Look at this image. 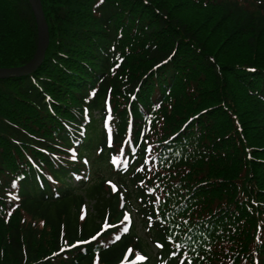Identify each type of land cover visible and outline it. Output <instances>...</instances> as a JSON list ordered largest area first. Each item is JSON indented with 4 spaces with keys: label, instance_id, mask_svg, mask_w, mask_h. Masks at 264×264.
Wrapping results in <instances>:
<instances>
[{
    "label": "trees",
    "instance_id": "1",
    "mask_svg": "<svg viewBox=\"0 0 264 264\" xmlns=\"http://www.w3.org/2000/svg\"><path fill=\"white\" fill-rule=\"evenodd\" d=\"M42 4L44 61L0 80V264H122L129 247L140 264H264V0ZM36 47L29 1L0 0V67Z\"/></svg>",
    "mask_w": 264,
    "mask_h": 264
},
{
    "label": "water",
    "instance_id": "2",
    "mask_svg": "<svg viewBox=\"0 0 264 264\" xmlns=\"http://www.w3.org/2000/svg\"><path fill=\"white\" fill-rule=\"evenodd\" d=\"M33 8L37 29H38V45L33 59L26 65L21 67L0 68V79L17 76L21 74H28L37 69L43 62L45 53L49 45V27L43 11L40 0H29Z\"/></svg>",
    "mask_w": 264,
    "mask_h": 264
},
{
    "label": "rangeland",
    "instance_id": "3",
    "mask_svg": "<svg viewBox=\"0 0 264 264\" xmlns=\"http://www.w3.org/2000/svg\"><path fill=\"white\" fill-rule=\"evenodd\" d=\"M181 12H183V11H181ZM198 13H199V16H195V18H193L194 15L192 17H190L187 14H185L184 12H183V15L185 16V19H187L189 21H193L197 26H200V25L205 26V23L209 24V26L204 29L205 33H209L211 26H217V19L207 17V20H206L205 18H202L204 16L201 12H198ZM218 24H219V22H218Z\"/></svg>",
    "mask_w": 264,
    "mask_h": 264
},
{
    "label": "bare ground",
    "instance_id": "4",
    "mask_svg": "<svg viewBox=\"0 0 264 264\" xmlns=\"http://www.w3.org/2000/svg\"><path fill=\"white\" fill-rule=\"evenodd\" d=\"M36 26H37V22H36Z\"/></svg>",
    "mask_w": 264,
    "mask_h": 264
},
{
    "label": "snow or ice",
    "instance_id": "5",
    "mask_svg": "<svg viewBox=\"0 0 264 264\" xmlns=\"http://www.w3.org/2000/svg\"><path fill=\"white\" fill-rule=\"evenodd\" d=\"M81 218H83V217H81Z\"/></svg>",
    "mask_w": 264,
    "mask_h": 264
}]
</instances>
